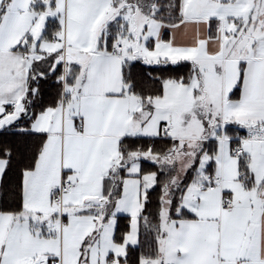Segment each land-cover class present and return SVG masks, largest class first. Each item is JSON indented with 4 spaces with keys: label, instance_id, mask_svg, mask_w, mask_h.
I'll list each match as a JSON object with an SVG mask.
<instances>
[{
    "label": "snow or ice",
    "instance_id": "1",
    "mask_svg": "<svg viewBox=\"0 0 264 264\" xmlns=\"http://www.w3.org/2000/svg\"><path fill=\"white\" fill-rule=\"evenodd\" d=\"M0 264H264V0H0Z\"/></svg>",
    "mask_w": 264,
    "mask_h": 264
}]
</instances>
